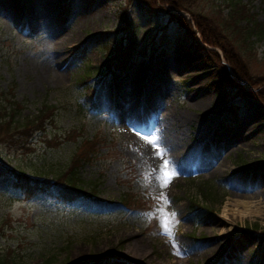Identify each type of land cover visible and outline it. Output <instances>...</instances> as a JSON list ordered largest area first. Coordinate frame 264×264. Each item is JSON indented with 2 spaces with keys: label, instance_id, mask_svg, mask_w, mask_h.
<instances>
[{
  "label": "rangeland",
  "instance_id": "rangeland-1",
  "mask_svg": "<svg viewBox=\"0 0 264 264\" xmlns=\"http://www.w3.org/2000/svg\"><path fill=\"white\" fill-rule=\"evenodd\" d=\"M13 1L0 0V94L22 116L54 110L24 147L0 144V254L10 264H264V37L239 60L256 86L215 48L236 87L181 34L169 4L44 0L46 15L41 0ZM229 1L187 0L219 16ZM236 1L264 24V0ZM201 94L211 102L197 103ZM142 136L157 139L163 159ZM89 139L93 153L76 169L85 195L65 202L52 175ZM164 159L175 176L160 188ZM18 170L50 186L26 197L13 184Z\"/></svg>",
  "mask_w": 264,
  "mask_h": 264
},
{
  "label": "trees",
  "instance_id": "trees-1",
  "mask_svg": "<svg viewBox=\"0 0 264 264\" xmlns=\"http://www.w3.org/2000/svg\"><path fill=\"white\" fill-rule=\"evenodd\" d=\"M140 1L151 8L157 7L159 4H169L174 10L179 11L180 13H170V18L179 28L181 34L190 41L193 48L199 50L206 59H209L219 68L227 82L233 83L236 87L241 86L239 83L234 82L228 68L220 62V57L215 48L222 52L223 59L229 69L239 78L249 81L251 86H256L261 82L248 80L240 63L241 54H246L244 51L250 50L255 41L264 37V24L256 21L255 15L249 13L248 8L244 4L236 0H230L226 14L219 16L214 11L209 14H202L190 10L187 0ZM184 12L188 13L189 18L183 15ZM223 43L229 46L225 47ZM230 49L231 52L227 51ZM128 54L130 53L127 50H120L117 53L120 57L128 56ZM119 56L116 58H119ZM85 75H87V72H85ZM7 95L8 97L6 93L0 94V144L6 142L12 146L24 147L33 132L44 130L45 121L51 119L54 107L41 105L35 113L22 116L20 102L13 101L11 99L13 97L12 94L8 93ZM17 133L23 135V137L15 139L13 136ZM93 140H82L70 157L66 169L52 175V185L55 193L65 202L76 201L78 197L85 195L76 169L79 167V162L92 155L91 146L93 145ZM11 175L14 186L21 189L26 197L32 191L40 190L43 192L47 186H50L46 176L42 179H34L20 170L17 172L11 171ZM130 202L126 195L120 200V204L128 208L131 207ZM8 259L7 253L0 254V264H10Z\"/></svg>",
  "mask_w": 264,
  "mask_h": 264
},
{
  "label": "snow or ice",
  "instance_id": "snow-or-ice-1",
  "mask_svg": "<svg viewBox=\"0 0 264 264\" xmlns=\"http://www.w3.org/2000/svg\"><path fill=\"white\" fill-rule=\"evenodd\" d=\"M141 138L144 139L147 144L152 145L156 151L157 156L163 159L164 153L160 151L156 138H150L147 136H142ZM169 164L170 162L164 159V162L159 167L158 174L155 175V179L157 180L160 188L167 187V185L171 182V180L175 176V172L170 169ZM159 200L162 204L164 205L167 204V198L163 196V194H161V196L159 197ZM158 212L160 213V216H161V226L164 230V233L171 235V231L169 228V224H170L169 214L166 213L163 208H158ZM171 215L172 217L175 216L174 213H172Z\"/></svg>",
  "mask_w": 264,
  "mask_h": 264
},
{
  "label": "bare ground",
  "instance_id": "bare-ground-1",
  "mask_svg": "<svg viewBox=\"0 0 264 264\" xmlns=\"http://www.w3.org/2000/svg\"><path fill=\"white\" fill-rule=\"evenodd\" d=\"M13 0H1V4H4V5H7V6H10V5H12L13 4ZM39 8H41V10L44 12V14H46V15H50V13L52 12V5L49 3V2H46V1H44V0H41L40 1V4H39ZM16 16L18 17V14H16ZM63 41L61 40V44H63L62 43ZM65 43V42H64ZM131 81H132V79H131ZM195 94H196V92H195ZM196 102L197 103H200V102H206V103H210L211 102V100H210V98L207 96V95H199V96H197L196 97ZM131 111H133L132 109H129L128 110V114H129V116H131L130 117V119H131V124H130V126H134V124H133V119H136V116L135 117H133V114L135 113H133V112H131ZM133 117V118H132ZM136 126V125H135ZM190 147H185V146H183V147H181V150H179V152H178V155H179V157H183L184 155H185V153L187 152V149H189ZM199 151L197 152L198 154L195 156L196 158L202 153V154H204L205 153V151H206V147H204V146H201V147H199V149H198ZM216 171V169H214L213 168V172H215ZM243 205L245 204V202H243L242 203ZM259 210H260V208L259 207H257V206H253V208L251 209V207H249V206H247V208L246 207H244L243 206V210L241 211V214H243V213H245V212H259ZM262 210V209H261ZM251 213V214H252ZM264 213V212H263ZM239 214H240V212H239ZM257 214V213H256ZM225 216V215H224ZM226 217V216H225ZM222 229V228H221Z\"/></svg>",
  "mask_w": 264,
  "mask_h": 264
}]
</instances>
